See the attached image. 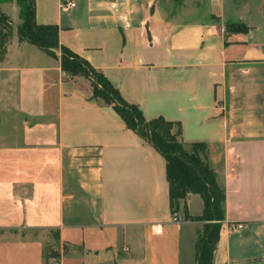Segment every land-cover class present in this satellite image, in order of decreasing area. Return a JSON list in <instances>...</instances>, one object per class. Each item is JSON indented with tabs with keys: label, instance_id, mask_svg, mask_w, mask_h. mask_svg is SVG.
Listing matches in <instances>:
<instances>
[{
	"label": "crops",
	"instance_id": "obj_1",
	"mask_svg": "<svg viewBox=\"0 0 264 264\" xmlns=\"http://www.w3.org/2000/svg\"><path fill=\"white\" fill-rule=\"evenodd\" d=\"M36 20L146 118L210 145L226 192L214 264H264V0H36ZM14 39L0 48V264H196L202 222L186 213L201 197L174 222L165 158L60 50Z\"/></svg>",
	"mask_w": 264,
	"mask_h": 264
},
{
	"label": "trees",
	"instance_id": "obj_2",
	"mask_svg": "<svg viewBox=\"0 0 264 264\" xmlns=\"http://www.w3.org/2000/svg\"><path fill=\"white\" fill-rule=\"evenodd\" d=\"M15 3L19 8V23L16 26L20 42L33 45L53 57L61 51L62 70L71 76H82L91 82L92 98L113 107L127 128L153 146L166 160V176L169 183L172 214L178 213L181 202L192 195H199L204 203L203 213L187 219L202 222L196 242V264H214L222 223L225 220L226 192L218 173L210 161L211 147L205 142H185L179 137L182 124L164 116L145 117L136 104L127 102L103 74L94 69L85 59L73 53L59 42L60 28L56 24L40 25L36 20V0H0V48L5 44L6 34L14 28L3 6ZM234 28H244L241 25ZM186 211V207H185ZM187 212V211H186ZM71 248L65 244V254ZM82 252V247H75ZM49 256L59 252L47 250Z\"/></svg>",
	"mask_w": 264,
	"mask_h": 264
},
{
	"label": "rangeland",
	"instance_id": "obj_3",
	"mask_svg": "<svg viewBox=\"0 0 264 264\" xmlns=\"http://www.w3.org/2000/svg\"><path fill=\"white\" fill-rule=\"evenodd\" d=\"M11 7H13V5H7V6H3L2 8H3V10H5L4 8H7V13L9 14V16H10V20L14 23V25L16 26L17 25V23H18V20H17V16H16V14H15V12H14V14H11V12H10V9H11ZM19 19V18H18ZM14 26V28H13V30L15 31V32H11V33H8V34H6V41H5V44H8V43H10V42H12L13 40H15L14 38H15V36L17 35L16 33H17V30H16V27ZM5 44L4 45H2V47L3 46H5ZM69 75V74H68ZM71 76V75H70ZM72 77H76V76H72ZM77 77H79V78H82V79H86V78H84V77H82V76H77ZM88 80V79H87ZM89 81V80H88ZM90 82V81H89ZM91 83V82H90ZM92 90H93V88H92ZM201 225H203V224H201ZM201 228H202V226H201Z\"/></svg>",
	"mask_w": 264,
	"mask_h": 264
},
{
	"label": "built area",
	"instance_id": "obj_4",
	"mask_svg": "<svg viewBox=\"0 0 264 264\" xmlns=\"http://www.w3.org/2000/svg\"><path fill=\"white\" fill-rule=\"evenodd\" d=\"M64 7L66 9H68V8H74V7H76V3L73 2V1H69V2L65 3ZM172 220L174 222H180L181 221V217H180L179 213H174L173 216H172ZM237 228L238 229H242L243 228V225L242 224L241 225H238ZM157 229H159V227H157Z\"/></svg>",
	"mask_w": 264,
	"mask_h": 264
}]
</instances>
